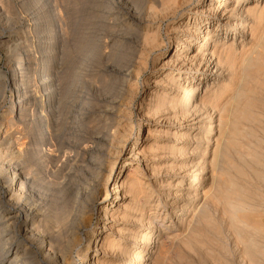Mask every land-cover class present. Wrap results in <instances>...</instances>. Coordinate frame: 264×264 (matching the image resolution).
<instances>
[{"label":"bare ground","instance_id":"6f19581e","mask_svg":"<svg viewBox=\"0 0 264 264\" xmlns=\"http://www.w3.org/2000/svg\"><path fill=\"white\" fill-rule=\"evenodd\" d=\"M131 1L135 4L133 6H136V9L134 7L135 10H132V13L125 11V14L119 15L118 20L120 21L116 24L121 31L135 34L137 45H140V50L137 51L138 57L136 56L139 62L134 61L136 65L134 62V65H131V60L129 61L131 77L129 76L130 79L128 78L127 81L132 79V73L133 78L139 74L138 72L142 70H140L139 64L142 65L141 63H143L144 65L149 54H146L147 51H152L157 44V34H150L148 29L142 30L141 16L150 18L149 16L155 15L158 6H161L163 10L168 9L166 0ZM172 1L174 3V0ZM231 1L235 3V6H231V8L228 6V8L226 3ZM260 1L226 0L222 6L221 4L216 5L214 2L206 4L205 8L203 7L198 11V14L204 15V18L201 19L197 16L193 18L191 27L194 29L191 30L189 27L191 22L186 21L182 29L178 31L181 35L176 36L174 42L176 47L170 56V61L178 62L180 65L176 75L167 76L168 83L173 88L169 90L154 88L147 94V101L150 105L147 107V113L153 116L166 113V111L170 112L172 115H166L167 119L176 122V126H178L177 130H172L171 136L177 139L188 138L189 141L191 138L195 143L192 148H185L180 143H172L168 147V152L172 156L179 154L180 157L181 155L180 159L182 160L179 161V169L182 168L183 174L180 181L176 183L174 181V184L168 181L166 184L168 187L178 188L185 181L186 186L182 188L184 190L174 191V193H167L166 195L177 196L186 200L187 204L177 205L175 201H169L168 204L166 197H162L159 192L152 189L151 184L147 183L146 186H143L140 177L137 176L138 174L129 176L133 170V172L138 173V165L134 168V165H130L129 173H125L127 175L122 179L119 172L112 176L118 157L122 154L129 137L128 125L121 126L123 124L121 118L124 115L119 113L121 109L116 111L119 107L118 104L112 105L110 110H107L104 115L102 114L103 116L100 118L102 136L89 137L80 146L68 148L69 150L65 155L66 162L71 163L68 168L71 170L74 167V171L71 172L68 169L67 173L63 175L64 177L62 176L63 181H50L43 184V179L40 176L41 168L36 167V162L38 161V165L41 167L43 153L45 157L46 154H55L53 153L52 141L57 136L56 132L59 129L57 130L55 121L51 117L54 115L52 113L55 105L53 104V94L56 80L49 68L46 67V63L43 64L42 71L38 70L39 61L44 60L46 62L47 59L43 55L37 58L35 56L34 68L32 69L36 72L28 76L23 75L21 77L23 82L21 78L19 79L23 83L22 92L19 93L17 90L16 99L11 97L10 110L0 113V155L4 149L10 154L11 158L6 170L13 172L10 179L0 182V264H75L77 258L84 259L82 264H163L168 259V250H170L168 247L165 248V240L163 239L169 240V243L170 241L174 242L176 235H183L187 231V235H190L184 241L187 247L192 248L191 246H193L199 249L200 254L207 259L219 262V264H223V262L226 264L228 257L225 254L227 250L229 252L228 244L225 245L227 248L220 247L218 244L213 248L211 244L212 246L209 245V247L211 246L209 248L200 242L201 237H205V235H211V243L218 241L219 237L227 233V228L234 235L236 243L241 245L240 251H238L242 264H264V226L251 223L248 220V214L250 211L252 212L253 207L255 208L253 200L256 199H253L252 194L246 193L244 187L242 188L239 183L234 181L235 176L232 177V173L241 174L240 162L246 153L251 155V161L255 163L254 166H251L256 167L255 165H257L256 170L259 167L258 156L251 151L245 153V150L247 151L249 148L245 149L244 141L247 137L250 138L248 136L250 133L247 132V136L241 135L243 136L241 137L239 131L243 132L245 129L239 127L240 130L238 131L236 126H238L239 120H241L238 122L239 124L242 120L250 123L256 121L257 124L261 122H257L261 116L260 113L257 115L258 117L260 114L258 118L254 116L256 115L255 111L258 110L252 111L257 108L254 106L256 93L264 90V4L259 5ZM0 4L2 3L0 2ZM179 5H177L178 8ZM160 11L162 12V10ZM161 16L164 18L163 13ZM210 26H214V28L212 29ZM31 29L34 30V28ZM229 33L233 34L230 42L228 40ZM192 40L194 44H191ZM0 44L4 49L7 46L5 40H0ZM182 44L184 45L182 46ZM239 46L241 49L237 53ZM19 73L21 76V72ZM120 75L123 76V74ZM152 80L155 82L154 85L159 82ZM11 82L13 87L14 84L19 83ZM162 85L166 86L161 83L160 86ZM134 86L135 90H132L136 92V82ZM227 91L230 92L223 97V93L225 94ZM258 100L259 102H257ZM260 100L257 98L256 105L259 106L263 102ZM253 106L254 109H252ZM215 112H217V118L213 116ZM262 112L264 114L263 110ZM117 117H120V120H117ZM260 119L264 118L260 117ZM184 123L185 125H182ZM243 123L245 122L243 121ZM37 124H40L39 129H37ZM2 125L4 127H1ZM254 125L253 123L252 127ZM199 130H204L202 138L192 133ZM214 130L216 133L218 132V137L213 140V148L208 151ZM31 131H34V135L37 134L36 137L39 142L40 140L46 142L44 149H41V146L39 149L34 145L31 150L14 151V143L17 144L19 140L16 135L21 134L25 138V135ZM238 135L244 139L243 145L240 143L242 141ZM39 151H42V153L40 152L42 157L39 156ZM131 151V157L133 156L132 158L136 160L138 153L135 152L137 151H133V149ZM195 156L198 157L197 161H193ZM78 160L83 165L80 164L79 166ZM166 161L165 164L169 165L168 168L170 169L167 168L169 171L177 166L173 163L174 161ZM124 164L125 162L122 163L123 166ZM248 172L245 171V174L248 175L246 180L251 179L254 173L251 171V173L253 172L252 175L249 174L252 177L249 178ZM168 173L170 175L171 172ZM168 173L166 172V174ZM119 178L120 181H118ZM257 180L259 181V179ZM207 183L209 184L208 188L201 191ZM247 183L248 181H246ZM111 185L112 188H109ZM40 186L52 191L51 201L43 207L39 206L34 201L33 196L27 193L29 189ZM245 188H247L246 185ZM12 191H16L18 195L16 201L12 199ZM203 191L204 193L201 195ZM109 192L115 194L116 197L110 196L108 198ZM153 195L157 196L158 200L153 201ZM100 197L102 199H99ZM206 198H210L221 206L223 205V214L227 219L226 226H222L218 220H215L213 207L211 208L210 204L205 201ZM123 199H127V203ZM254 202L258 203V201ZM112 203L114 204L112 205ZM175 210L180 211V213L177 214ZM255 211L260 212L256 209ZM119 214H121L120 218L118 217ZM186 215L190 218L187 219ZM256 216L260 217V214ZM117 217L119 219L124 218V221L127 220L132 226L126 225L120 230L116 229L119 234L127 235L126 237L120 236L119 239L112 237L107 232L111 229L110 223L107 222L108 219L114 220ZM93 219L95 220L93 221ZM117 221L119 220L117 219ZM41 227L44 228L46 234L43 236L42 244L37 246L38 249L33 250L31 241L36 236V230L38 228L40 230ZM177 229H180V233L175 231ZM116 250L118 251V259H120L117 263L113 262L114 260L112 261L111 258L104 257L110 252L113 254ZM38 255L41 257L36 259Z\"/></svg>","mask_w":264,"mask_h":264},{"label":"rangeland","instance_id":"374dc122","mask_svg":"<svg viewBox=\"0 0 264 264\" xmlns=\"http://www.w3.org/2000/svg\"><path fill=\"white\" fill-rule=\"evenodd\" d=\"M171 1L172 0H166L167 2L166 4L168 5V9L166 10L161 9L162 8L161 6L157 7L159 9V10L158 9L155 10V15L157 16L156 17L155 15L149 16L150 18H152L153 16L154 18V19L152 18L153 20L150 18H146L148 16L146 17L144 15L141 16L142 30L145 31V29H148V32L150 34H153V33L157 34L156 35L157 44H155L156 47L153 48L155 52L153 50L147 51L146 54L148 53L149 54H148V57L144 61L145 63L146 62L147 63L146 64L144 63V65L143 63H141L142 65L139 64V66L141 67L140 70L141 69L142 70L141 71L139 70L140 71L138 72L139 74H137L136 76L134 75L135 76L134 78H133V73H132V79L130 80L132 82H130V81H127L129 76L131 75V67H130L129 61L131 60V65H134L133 64L134 61L136 63L139 62V59L137 58L138 57L137 51L140 50L139 49L140 45H137L135 34L131 32L121 31L120 27L117 26L116 24L117 22L120 21L118 20L119 15L125 14V11L127 13L128 12L132 13L136 9V6H133L135 4L132 3L131 0H0V2L2 3L0 4V40L1 41L5 40V44L7 45L5 46L6 48L4 49L0 44V77H1L0 78V92H1L0 93L1 95L0 96V113L2 111L6 112L10 110L11 99H12L11 97H14L16 99L17 90L19 91V93L22 92L21 90L23 88V83H22L23 81L21 77L23 75L28 76L36 72L34 71V69H32L34 68L33 63L35 61L33 60L35 56L37 58L38 56L43 55L45 59H47L46 62L44 60L39 61L38 70L42 71L44 68L43 64L46 63L47 64L46 67L49 68L51 74L55 77V80H56L55 90L53 94L54 96L53 104L55 105L53 107L54 109L52 113L54 115H52L51 117L55 121L57 130L59 129V131L56 132L57 136H55L52 141L53 143L52 148H54L53 153L55 154H52V155L46 154V157H47L46 159L44 153H43L44 157H42V154H41L42 151H39V156L42 157L43 159L42 166L40 167L38 165L39 162L38 161L36 162V167L41 168L40 176H41V179H43L42 180L43 184L50 182V181H57V182H59L60 180L63 181L62 176L67 173L69 169L68 167L71 164V163L69 164L68 161L66 162V158H65V155L70 149V147L72 149V147L74 148V147L80 146L82 142L88 139L89 137L96 136V135L102 136L103 133H101L102 130L100 127V124H101L100 118L101 116L105 114L107 110H110V107H112V105L118 104L119 109L117 108L116 111L117 110L119 111L121 109L119 113L124 115V117L121 118V120H123V124L121 126L125 124L126 126L128 125L127 133L129 134V137L127 139V142L125 144L122 154L118 157L117 163L114 167L115 171L113 170L112 176L116 175L119 172L120 174L119 176L122 179L124 178V176H126L129 173L128 169L131 167L130 165L132 166L134 165L133 168L138 165V168H137V171L139 170L138 173L133 172L134 171L133 170L131 171L129 176L138 174L137 176L140 177L143 186H146L147 183L151 184L152 189H154L156 192H159L162 197L164 198L166 197L165 199L168 202V204L170 203L169 201H175L177 205L187 204V202H185L186 200L184 199H181L173 195H166L167 193H174V191L179 192V190H184L182 188L186 186L185 181L183 182V184H181L182 186L178 188H174L172 186L168 187L166 184L168 181H171L172 184L176 183L177 181H180V177L183 174L182 168L179 169V163H180L179 161L182 160L180 159L181 155L180 157H179V154H177L176 156H174L175 155L174 154L172 156V154L168 152L169 150L168 147L172 145V143L173 144L180 143L185 148H189V147L192 148L195 143L192 141L191 138H190V141L188 140V138H183L187 140L188 141L187 142L183 139H177L174 136H171L172 130L174 131V129H176L178 126H176L177 125L176 122H173L172 120L170 121L169 119H167L168 117L166 115L168 116L172 115L170 114V112L166 111V113L163 112V114L160 113L158 115H153V116L150 113L149 114L147 113V107L150 106L149 102L147 101L148 100L147 94L151 89H154V88H157L160 90H169L173 88V86L168 83L167 76L170 77L171 75H176V71L180 64L178 62H172V60L170 61V56L174 53V49L176 47V45L174 44V42L176 41V36L181 35V33H178V31L182 29L186 21L191 22L189 27L191 28V30H193L194 27H191L193 23L192 22L193 18L195 16L199 18L201 17V19L204 18V15L198 14V11L200 9H202L203 7L205 8L206 4L213 3V2L216 5L221 4L222 6L224 2L226 3V0H213V1H209V0H179L177 1V0H174V3L173 1L172 2ZM171 3L173 6L171 5ZM226 4H227L226 6L227 7L229 6L230 8L231 6L232 7L235 6V3L232 1L227 2ZM253 4H254V1H253ZM260 4L262 6L264 4V0H261L259 2V5ZM177 5H179V8L177 7ZM160 10H162V12ZM156 11L158 12L156 13ZM167 12H168V17H167ZM162 13H163L164 18L161 16ZM209 18L211 17L209 16ZM38 23L40 26L38 25ZM210 27L212 29L214 28V26H210ZM31 28H34V30ZM184 37H188V36L184 35ZM232 37H233V34L229 33V37H228L229 42L232 40ZM188 38L190 39V37ZM160 41L162 42V44ZM193 42L194 41L192 40L191 44H194ZM30 45H33V46H30ZM183 45L184 44H182V46ZM8 46H9V49H8ZM240 49H241L240 46L237 47V53L240 51ZM238 56L240 57V54ZM21 59L22 61H20ZM28 65L30 66L28 67ZM31 70L32 72H30ZM19 72H21L22 74L21 76ZM22 72H25V73H22ZM124 73L128 76H126ZM120 74H123V76L121 77ZM20 78L22 82L19 80ZM163 78L167 80H164ZM152 79L158 80L159 82H157V84L154 85L155 82ZM11 81H14V83H17V82L19 83L14 84V87H13V83ZM135 82L137 86L136 92L133 91L135 90V86H134ZM223 82L224 80L222 81V83ZM161 83L166 86H169V85L170 86L169 87H166L163 85L160 86ZM263 91H258L256 95L254 93V95L257 96L255 97L256 100L253 99L254 96H252L253 98L251 97V99L255 100V102L252 101L255 103L254 106H257V108L255 109L253 106L252 109L254 110L252 111H255L256 109L258 110V111H255L256 113L254 112L256 114L254 115L256 118H258L260 114H261L260 117L264 118L263 116L264 114H262L263 113L262 110L264 111L263 109L264 108V96H262L264 95ZM228 92L230 91L225 92V94L223 93V97L226 96ZM257 98L261 99L260 101H263L260 103L261 105L257 103L259 104V106L256 105ZM257 102H259V100ZM121 107H124V108H121ZM260 107H263V108H260ZM258 113L260 114L257 117ZM216 115H217V112L213 114V116L217 118ZM260 117H259V120L256 119L257 122L261 121L259 124H257L256 121L251 122V123L247 121L250 123L249 124L246 122V120H242V122H240L242 124L241 125L238 123L239 121H241L239 120L237 122L238 126H236L238 131L242 127H244L242 128L243 130L245 129V131L241 129L243 132L239 131L241 133L240 136L241 135L247 136L250 133L248 135L250 136V138L247 137L248 140L246 138L244 141L245 144L243 143L244 139L241 138L243 136L240 137L238 135L240 138L238 136L237 138L241 139L242 142L240 141L239 142L242 143V145L244 144L245 149L249 148V150L247 151L245 150V153L248 151H251L252 153H255L258 156L259 167L257 170H256L257 165H255L256 167H252L254 166L253 164L255 163L251 161V158H252V157L250 158L251 155H248L246 153L245 157H248V156L249 157L245 158L243 156L240 162L241 168L239 164L241 174L232 173V177L235 176L236 178L235 177L233 178L234 181L239 183L242 188L244 187L243 189L245 190L246 193L252 194L251 197H253V199H256V200H253V203H254L253 206H255V208L253 207L252 212L250 211V213L248 214L249 222L257 223L259 225H262L263 227L264 226V223H263L264 222V180H263L264 179L263 177L264 176V122L262 123V121H264V119H260ZM117 120H120V117H117ZM243 121L245 123H243ZM253 123L255 124L254 127H252ZM182 125H185V123ZM39 126L40 124H37V129H39ZM248 126L251 128H249ZM1 127H4V126L2 125ZM251 130H252V133L254 132L253 134L251 133ZM41 131H42V128H41ZM31 132L27 133V135H25L26 136L25 138L21 134L16 135L17 137H19V140L17 141L18 142L17 144L14 143V146H15L14 151L31 150L34 145L37 147L41 146V149H44V147L46 146L45 145L46 142L43 140H40L39 142V140L36 137L37 134L35 133L36 135H34L33 134L34 131L32 133ZM203 132L204 130H199V131H195L192 133H195V135H198L199 137L201 136L202 138V136L204 135ZM166 134H168L169 137ZM211 136H212L211 137L212 140H211V143L208 145L209 146L208 151H210L213 148L212 142L214 139L218 137V132L216 133V130H214ZM257 137L259 138L258 140L256 139ZM135 139H136V142H135ZM255 139L257 142L255 141ZM246 140L249 142L247 143ZM246 143L248 144V146ZM165 146L167 147L165 148ZM132 149L133 151H137L135 152L136 154L138 153L137 159L135 158L136 160L132 158L133 156L131 157ZM166 154L167 156L169 154L171 156L169 155L167 157ZM10 158H11L10 154H8V152H6L4 149V151H2L0 155V182L1 183L7 180L8 178L10 179L12 177L13 172L10 170H6L8 168ZM186 158L188 159V157ZM208 158L210 159V156ZM197 159L198 157L195 156V159L193 161H197ZM166 160L174 161L173 163L176 164L177 166L175 165L176 167L174 166L175 168L171 169V171L167 170L169 165L167 166V163L165 164V162H167ZM79 161L80 160H78L77 164L79 166L80 164L83 165V163ZM124 162L125 164L123 166L122 163ZM163 164L166 165L167 167L164 166ZM247 166L249 169H252V170L249 171V169L246 168ZM254 168L256 171L254 170ZM155 170L156 172L158 170L160 172L158 171L157 172L158 174H157L156 172H154ZM69 171L73 172L74 167L71 170L69 169ZM245 171L246 172L249 171L248 174L250 173L251 175L254 172L253 177H255L256 180L250 174H249V178L251 177L252 178L249 180H246L248 179V175L245 174ZM251 171L253 172L251 173ZM163 172L164 174H162ZM166 172L167 173L171 172V173L169 175V173L166 174ZM174 173L175 174L178 173V174L175 175ZM244 177L246 178L244 179ZM120 178L118 179V181L121 180ZM257 179H259V181ZM246 181H248L247 184H246ZM250 184L252 187L250 186ZM245 185L247 188H245ZM208 186H209L208 183L205 184L203 188L201 187L202 188L201 191L204 190L205 188L207 189ZM109 188H112V185L109 186ZM253 189H254V192L252 191ZM163 191H167V192L164 193ZM249 191H252V192H249ZM27 193L33 196L34 201L39 206H42V207L44 205H48L52 199V196H51L52 191L50 189L49 190L46 189L43 186H40L38 188L29 189ZM203 193L204 191L201 193V195ZM109 194L110 195H108V198H110V196L113 198L116 197V195L113 194L112 192H109ZM257 194L258 195L260 194V196H258ZM11 196H12V199L15 201L18 198L16 191H12ZM153 196H152L154 198L153 201H155L156 199L158 200L157 196L155 195ZM101 197H103V194H101ZM101 197L99 199H102ZM258 197L261 199H259ZM123 200H125V202L127 203L126 201L127 199H123ZM205 201L210 204L211 208L213 207L212 209H213L214 216L216 218L215 220H218V222L222 226H226L227 219L224 217V214H223V207H222L223 205L221 206L220 204H217V202H214L210 198H206ZM254 201H258V203ZM151 203L154 204V202H151ZM113 204L114 203H112V205ZM153 207H154L153 209H155V206ZM255 209L260 212L257 213ZM175 211H177V214L180 213V211L178 210H175ZM258 214H260V217L256 216ZM120 215L121 214H119L118 216L119 218H120ZM118 217L117 219L119 221H117L116 218L114 220L110 218L112 221L110 219H108L107 221L111 225V229L107 230V232H109L111 236L116 239H119L120 236H124V237L127 236V235L125 236V235L119 234L118 233L119 231L117 232L116 229L120 230L126 227V225L128 227H132L127 220L125 222L124 218L121 217V219H119ZM189 218L190 216H187V219ZM94 220L95 219H93V221ZM175 231L180 233V229L179 230L177 229ZM187 232L184 233L186 235L184 234L176 235L174 242L170 241L169 243V240L165 238L163 239L165 240L164 242L165 248L168 247L170 249L168 250L169 255L167 254L168 259H166L163 262V264H213V263L219 264V262L211 261L207 259L206 257H204L203 255H201L199 249L193 246H191L192 248L187 247V245L184 242L186 238L190 236V235H187L188 234ZM228 232L229 231L227 228V233H225L224 236L222 235L221 237H219L218 241H214L212 243L210 241L211 235H205V237L202 236L203 238L201 237L200 244H205L208 247L209 245L212 244L213 245V246L211 245L212 248L216 247V244H218V246L220 247H225V248H227L228 246L229 248L227 249H229V252L226 249L228 253L226 252L225 254V256L228 257L226 264H242L240 262V254H239L241 245L239 243H236L234 235ZM45 234L46 232L43 227H41L40 230L39 228L36 230L35 232L36 236L31 241V247L33 248V250L35 249L37 250L38 249L37 246L38 245L40 246L42 244L43 236ZM219 241H221V243H219ZM85 244L87 243L85 242ZM226 244L228 245L225 246ZM211 246L209 248H211ZM236 248H239V249H236ZM203 249H205L204 246H203ZM40 257L41 256L38 255L36 259ZM104 257L111 258V260L112 261L114 260L113 262H116V263L120 261V259H118L117 250L114 251L113 254H111L110 252L109 254L104 255ZM75 261H76L75 264H82L84 259L77 258ZM223 264H225V262H223Z\"/></svg>","mask_w":264,"mask_h":264}]
</instances>
